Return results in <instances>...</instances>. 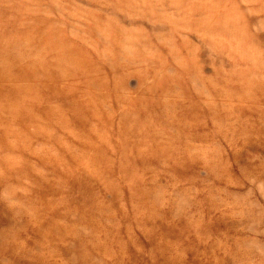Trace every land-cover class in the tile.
Instances as JSON below:
<instances>
[{"label": "rangeland", "instance_id": "1", "mask_svg": "<svg viewBox=\"0 0 264 264\" xmlns=\"http://www.w3.org/2000/svg\"><path fill=\"white\" fill-rule=\"evenodd\" d=\"M0 264H264V0H0Z\"/></svg>", "mask_w": 264, "mask_h": 264}]
</instances>
